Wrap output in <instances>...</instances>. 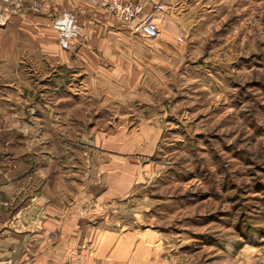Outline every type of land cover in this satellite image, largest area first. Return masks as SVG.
<instances>
[{"label": "rangeland", "instance_id": "1", "mask_svg": "<svg viewBox=\"0 0 264 264\" xmlns=\"http://www.w3.org/2000/svg\"><path fill=\"white\" fill-rule=\"evenodd\" d=\"M161 2L145 40L87 0H25L0 26V158L77 206L95 259L264 264V0Z\"/></svg>", "mask_w": 264, "mask_h": 264}, {"label": "crops", "instance_id": "2", "mask_svg": "<svg viewBox=\"0 0 264 264\" xmlns=\"http://www.w3.org/2000/svg\"><path fill=\"white\" fill-rule=\"evenodd\" d=\"M16 164L0 158V264H110L91 256L92 232L80 225L77 206L37 185L43 180L36 172L23 178Z\"/></svg>", "mask_w": 264, "mask_h": 264}, {"label": "built area", "instance_id": "3", "mask_svg": "<svg viewBox=\"0 0 264 264\" xmlns=\"http://www.w3.org/2000/svg\"><path fill=\"white\" fill-rule=\"evenodd\" d=\"M105 9L118 23L132 26L134 32L142 39L153 40L158 36V22L155 17L163 9L158 0L145 2H124L122 0H87ZM25 0H1L4 11L0 12V26L8 21L15 10L20 11ZM59 32V45L63 50L71 48L70 40L76 36L77 26L73 16L65 14L54 23Z\"/></svg>", "mask_w": 264, "mask_h": 264}]
</instances>
